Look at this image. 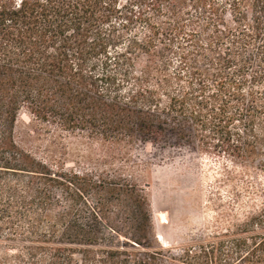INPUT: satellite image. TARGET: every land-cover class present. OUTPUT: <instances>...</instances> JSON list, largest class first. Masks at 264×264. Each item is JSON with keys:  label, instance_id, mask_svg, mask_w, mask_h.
Masks as SVG:
<instances>
[{"label": "trees", "instance_id": "1", "mask_svg": "<svg viewBox=\"0 0 264 264\" xmlns=\"http://www.w3.org/2000/svg\"><path fill=\"white\" fill-rule=\"evenodd\" d=\"M33 137L104 145L108 166L66 169ZM135 146L257 183L165 249ZM0 264H264V0H0Z\"/></svg>", "mask_w": 264, "mask_h": 264}, {"label": "rangeland", "instance_id": "2", "mask_svg": "<svg viewBox=\"0 0 264 264\" xmlns=\"http://www.w3.org/2000/svg\"><path fill=\"white\" fill-rule=\"evenodd\" d=\"M28 123V117L21 116L18 133L24 132ZM21 145L65 164L69 170L108 166L103 158L104 145H89L67 137L61 141L48 137L24 138ZM131 156L137 164L133 167L135 176L140 177L150 203L154 238L165 249H178L212 231L217 215L223 213L219 212L223 207L215 206L241 195V185L257 183V179L237 178L234 187L219 185L224 174L221 160L185 147L163 153L151 146L145 149L135 146ZM252 175L257 178V173ZM243 195V199L248 197L246 193ZM162 213L166 214L165 220Z\"/></svg>", "mask_w": 264, "mask_h": 264}, {"label": "water", "instance_id": "3", "mask_svg": "<svg viewBox=\"0 0 264 264\" xmlns=\"http://www.w3.org/2000/svg\"><path fill=\"white\" fill-rule=\"evenodd\" d=\"M162 218L165 220L166 219V214L165 213H162Z\"/></svg>", "mask_w": 264, "mask_h": 264}]
</instances>
